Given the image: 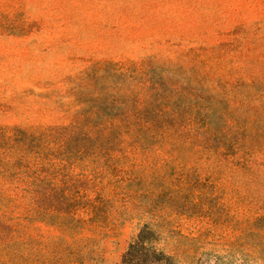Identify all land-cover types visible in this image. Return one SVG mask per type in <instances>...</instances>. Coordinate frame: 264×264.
<instances>
[{"label":"rangeland","instance_id":"obj_1","mask_svg":"<svg viewBox=\"0 0 264 264\" xmlns=\"http://www.w3.org/2000/svg\"><path fill=\"white\" fill-rule=\"evenodd\" d=\"M264 264V0H0V264Z\"/></svg>","mask_w":264,"mask_h":264},{"label":"trees","instance_id":"obj_2","mask_svg":"<svg viewBox=\"0 0 264 264\" xmlns=\"http://www.w3.org/2000/svg\"><path fill=\"white\" fill-rule=\"evenodd\" d=\"M159 234L145 223L129 242L120 264H180L158 245Z\"/></svg>","mask_w":264,"mask_h":264}]
</instances>
